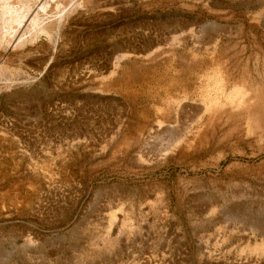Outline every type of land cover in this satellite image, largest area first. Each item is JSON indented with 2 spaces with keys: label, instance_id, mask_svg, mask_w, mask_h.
Here are the masks:
<instances>
[{
  "label": "rangeland",
  "instance_id": "374dc122",
  "mask_svg": "<svg viewBox=\"0 0 264 264\" xmlns=\"http://www.w3.org/2000/svg\"><path fill=\"white\" fill-rule=\"evenodd\" d=\"M244 68L264 0H0V264H264V133L195 124Z\"/></svg>",
  "mask_w": 264,
  "mask_h": 264
},
{
  "label": "bare ground",
  "instance_id": "6f19581e",
  "mask_svg": "<svg viewBox=\"0 0 264 264\" xmlns=\"http://www.w3.org/2000/svg\"><path fill=\"white\" fill-rule=\"evenodd\" d=\"M221 78L223 79L219 80V83L214 89L207 91L204 95L200 94L203 106L201 105L202 107H200V110L198 111L201 115L195 123L196 126L204 127L205 129L207 128L210 134L225 128H229L227 130H230V135L231 132L235 134L237 131H239V133L241 132L240 130L244 131L243 128H246L248 133L251 132V136L254 132H261L263 134L264 70L252 71L244 68L235 72L225 71ZM236 85H239L240 87L237 88L234 93L230 95L225 94L229 88L235 87ZM171 87L172 85L166 91L168 94L172 91L170 89ZM175 88L176 87H174V89ZM198 129L200 130V128ZM220 132L221 131H219V134H221ZM248 133H246V135ZM230 137L231 136H228L225 140L230 139ZM257 137L260 139L259 133L257 134ZM221 139L223 138H220V140Z\"/></svg>",
  "mask_w": 264,
  "mask_h": 264
}]
</instances>
